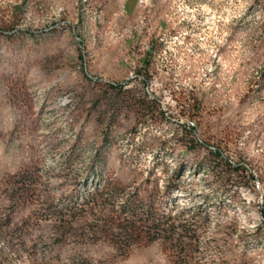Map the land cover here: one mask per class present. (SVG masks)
Returning a JSON list of instances; mask_svg holds the SVG:
<instances>
[{"label": "rangeland", "instance_id": "374dc122", "mask_svg": "<svg viewBox=\"0 0 264 264\" xmlns=\"http://www.w3.org/2000/svg\"><path fill=\"white\" fill-rule=\"evenodd\" d=\"M149 208L264 264V0H0V264H174Z\"/></svg>", "mask_w": 264, "mask_h": 264}, {"label": "trees", "instance_id": "16d2710c", "mask_svg": "<svg viewBox=\"0 0 264 264\" xmlns=\"http://www.w3.org/2000/svg\"><path fill=\"white\" fill-rule=\"evenodd\" d=\"M258 0H256L257 2ZM141 78L144 82H147L145 77ZM123 84H110L108 89L115 92L117 96H121L123 91ZM139 101V102H138ZM135 100L137 107V112L142 113L143 116L148 115L153 106L150 102ZM186 130V134H190L192 139L190 140V145H198L200 141L196 138L194 128L187 129L186 125H182ZM211 156L216 161L213 166V172L215 173L216 179L220 184L228 185L240 178V174L247 172L248 170L243 164H236L231 159L223 156V154L214 148L206 146ZM23 178H19L21 181ZM20 183V182H18ZM171 190V195L179 191L178 185L174 184L169 186ZM175 207H173L174 209ZM190 210L180 212L179 214L172 215L171 211L168 213L161 212L156 213L153 208H149L143 218H141L140 225H130L124 229V232L128 233L130 237H135L139 239L148 238L151 240L164 239L166 243L169 244L173 256L174 264H195V255L199 251V239L196 230L190 225L180 221V217L183 214H189ZM260 224L257 227V231L264 228V211L259 212ZM256 242L260 243L263 241V237L259 234L256 235Z\"/></svg>", "mask_w": 264, "mask_h": 264}]
</instances>
